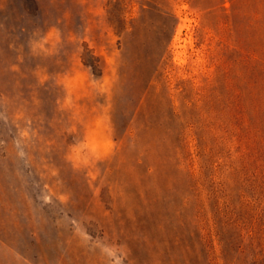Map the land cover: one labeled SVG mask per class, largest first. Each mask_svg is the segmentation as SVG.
I'll list each match as a JSON object with an SVG mask.
<instances>
[{
    "label": "rangeland",
    "instance_id": "374dc122",
    "mask_svg": "<svg viewBox=\"0 0 264 264\" xmlns=\"http://www.w3.org/2000/svg\"><path fill=\"white\" fill-rule=\"evenodd\" d=\"M0 264H264V0H0Z\"/></svg>",
    "mask_w": 264,
    "mask_h": 264
}]
</instances>
